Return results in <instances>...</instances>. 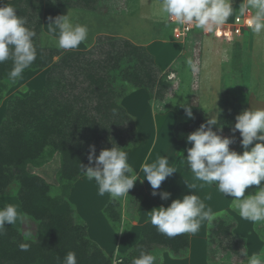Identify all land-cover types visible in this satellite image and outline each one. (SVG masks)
I'll return each mask as SVG.
<instances>
[{"label":"trees","instance_id":"trees-1","mask_svg":"<svg viewBox=\"0 0 264 264\" xmlns=\"http://www.w3.org/2000/svg\"><path fill=\"white\" fill-rule=\"evenodd\" d=\"M75 1L56 0L53 4L52 0H0V6L11 3L17 9V14L27 19L26 26L35 33L33 43L37 58L27 70L46 69L42 88L31 90L27 95L15 93L8 98L0 124V193L6 192L17 181V197L22 212L38 223L35 239L27 238L19 228L5 225L0 234V264H63V258L69 251L76 253L78 264H112L113 255L107 254L89 239L85 223L74 220V207L68 197L74 183L83 176L80 164L94 166L89 164V146L95 145L98 156L102 149H111L113 143L124 149L138 144L133 115L122 105L121 99L132 89L146 88L151 95L157 96L158 101L163 102L170 91L171 82L167 79L170 70L156 78L153 70H163L156 64L154 56L144 45L129 38L121 42V46H126L127 50L122 52L119 49L118 55L113 54L111 59L108 58L112 64L109 69L105 63L98 70L91 65L93 60L85 59L86 51L62 50L56 45L48 46L41 42L45 34L44 3L61 8L70 7ZM92 1L96 0H84L86 4ZM193 32L191 59L198 71L192 73L190 69L191 83L186 89L188 102L198 96L203 58V35L197 28ZM110 44L120 46L113 41ZM56 56H59L57 61L54 59ZM11 66V61L0 64V102L20 81L10 84L7 80ZM75 69L83 72L88 96L73 92L77 88V76L71 78L69 75L74 74ZM87 98L96 101L93 109L87 106ZM222 101L228 103V98L223 97ZM187 106L192 108V117L187 116L184 107L176 111L178 123L174 128L177 135H189L205 124L204 108L198 104ZM234 114L224 109L219 114V124L213 129L224 127L217 133L222 136L237 135L232 132L236 122ZM56 153L61 154L58 188L42 176L28 171L29 164L41 166ZM184 169L189 171L185 162ZM144 192V186L136 184L129 190L128 196L110 198L103 208L109 222L121 224L127 219L124 215L133 220L136 200ZM0 205L3 206L4 202L0 201ZM235 224L234 220L230 223H225L223 219L213 222V227L208 231L209 261L224 258L240 264L245 262L246 257L240 255L245 245L242 237L235 234ZM21 243L29 245L27 251L20 250ZM189 246L190 234L169 238L159 233L149 220L142 224L139 240L126 252H119L115 258L121 261L119 264H131L132 258L138 256L141 250L155 254L156 249L185 256Z\"/></svg>","mask_w":264,"mask_h":264},{"label":"rangeland","instance_id":"rangeland-1","mask_svg":"<svg viewBox=\"0 0 264 264\" xmlns=\"http://www.w3.org/2000/svg\"><path fill=\"white\" fill-rule=\"evenodd\" d=\"M44 4L43 19L45 27L43 28L45 34L42 35L41 42L48 46L56 45L55 37L58 35V29L54 31L55 25L49 23L53 22L55 17L67 15L70 11L73 23L83 24L88 27V39L79 46V49L84 48L83 51H86L84 53L85 59L87 58L88 60L94 61L91 65L95 70L103 67L105 63L107 64L106 67L109 69L112 65L109 61L112 55H118L119 49H121V51L127 50L126 46H121V42L125 38L134 39L140 43L148 42V40L152 38H159L161 35L164 38H168L170 35V38H175L174 25L160 12V0H96L95 2H89V4H86L84 0H76L70 4V7L66 6L61 8L48 4L47 2ZM49 17H52L53 21H50ZM161 20L162 22L159 23ZM231 20L232 19L229 18L227 22ZM211 35L212 34L209 33L208 37L204 39L205 43L202 58L204 62L200 77V90L197 98L194 97L193 101L190 100L191 102H188L186 98V89L189 86L191 78L190 76H185L187 71L183 67L181 71L176 74V77L174 76V78H172V74L168 75L167 79L171 82L170 91L163 102L158 101L157 96L155 94L151 95L150 90L146 88H140L142 91L138 89L132 90L125 96L126 98L123 97L121 99L120 102L122 105L133 115L137 129L138 144L123 149L128 153L129 164L137 170V172L139 171L140 165L143 163L146 151L153 145H155V152L150 160L151 163L161 156H168L170 166L175 169L179 168L180 164L183 163V155L187 152L183 147L187 145L185 137H187L188 134L182 133L177 135L174 127L178 123L176 111L178 109H183L184 105L198 104L200 107L203 106L205 110L203 121L205 123L211 117L218 120L219 114L223 112L224 109H226L229 114L235 113L234 115L236 116L244 109L264 107V95L261 94L264 92V33L253 34L251 31H247L246 35L238 36L232 42L225 38L215 40ZM187 39L192 52L193 39L191 40L189 37H187ZM112 41L114 44H120V46L110 44ZM206 42L208 43L207 48ZM54 59L55 61L59 60V56H56ZM185 65L187 66V64ZM153 72L156 78L164 76L165 73V71L161 72L159 69H155ZM45 73L46 69L37 72L33 70L24 71L20 79V84L12 87L11 91L15 89L16 93L27 95L31 90L42 88L44 86ZM75 75L77 76V88L73 92L88 96L85 89L86 83L84 82L85 77L83 72L75 69L74 74L71 73L69 76L73 78ZM63 95L66 96L67 94L63 91ZM223 97L228 98V103L222 101ZM92 99L87 98L86 102L88 104L87 106L91 109H93L96 103V101ZM153 101L157 102L155 110L152 106ZM4 105L2 106V112L5 110ZM162 105H164L165 108H163ZM245 105L247 108H245ZM130 125H132V122ZM223 128L218 127L213 130L222 131ZM235 133H237V135L225 134L224 137H234V143L230 145V149L242 154L243 148L240 143L242 137L239 131ZM180 142L183 144V147L178 146ZM60 167L61 154L56 153L50 161L41 166L37 167L33 164H29L28 171L42 176L47 182L58 188L60 184L58 181V171ZM173 174L174 175L166 178V180L162 182L160 189L157 190L158 192L166 191L171 193V199L167 201L162 200L159 195L153 196V189L150 184L146 180L141 182L143 175L141 179L138 177L134 185L142 184L145 190L146 187L149 186L148 192L146 193L145 191L141 193L136 200V213L134 219L131 220L129 216L124 215V218L127 219H124L121 224L110 223L103 212V208L109 201V198H111L110 195L106 193L104 196H100L98 194L97 184L87 181L85 185H80L79 188L82 186V190H84L83 195L87 199L86 203L89 208L87 210L91 212V217H89L90 221L86 216L80 213V208H83L82 204L78 201L73 202L70 194L68 199L74 207V220L76 222L80 221L81 223H85L88 227L89 239L98 244L95 236L98 237L99 234H104L101 233L102 231L99 229L101 223L95 228L96 223L93 220L94 218L98 219L97 215H100V219L102 220L103 218V220L107 222L106 224L104 221V225H106L107 228L110 227L112 235L110 239L117 248V251H113L112 254L108 252L109 255H113L117 252L124 253L140 238V226L144 222H147V219H150V211H152L153 208L160 207L161 205L167 207L172 200L180 198L185 194H190L185 180L192 183H196V181L182 178L184 183L179 185L178 176H176L175 173ZM196 184L198 185L196 194L205 201L207 207H210L213 212H218L222 209L228 210V213L233 218L232 220L236 223L234 226L235 234L242 237L243 244L247 246L246 250L249 251L250 255L255 249L254 243L253 246L250 243L249 245L246 243L248 239H253L254 242H258L257 248L259 251L264 250V236L261 235V233L264 232V227H260L250 221L242 219L237 212L233 211L230 207L233 197H226L222 193L219 195V192L214 190L215 188L218 189L214 185H209L202 181H198ZM262 186H264V182H262L260 186H250L246 189L245 196L250 193L254 194L257 188ZM18 188L19 183L14 181L6 192L0 193V201L16 206L21 218H18L13 225L21 228L23 226L27 236L36 238L38 223L33 217L27 216L22 212L17 197ZM207 197H211V199H207ZM102 205L104 206L103 208ZM99 206H101V208H99ZM0 207L2 206L0 205ZM237 226H239V229L236 230ZM93 228L94 232L92 231ZM208 231L207 222H204L200 231L192 236L193 260L191 264H228L229 260L224 258H220L214 262L209 261L207 256ZM105 251L107 253V250ZM154 252L157 256L161 253L163 254L164 264H188L186 261L182 260L186 256L173 255L170 250L156 249ZM231 264L240 263L235 261L231 262Z\"/></svg>","mask_w":264,"mask_h":264},{"label":"clouds","instance_id":"clouds-1","mask_svg":"<svg viewBox=\"0 0 264 264\" xmlns=\"http://www.w3.org/2000/svg\"><path fill=\"white\" fill-rule=\"evenodd\" d=\"M52 3L55 4L56 0H52ZM160 4V12L168 20L175 21L178 25H194L203 32L218 30L236 13L233 0H160ZM238 11L240 15L236 16L237 21L240 16L252 13L247 23L253 34L264 32V0H242ZM49 20L53 21V18L49 17ZM49 24L55 25L54 31L58 29L55 43L59 49H78L88 39V27L73 23L70 11L67 15L55 17ZM26 25L27 19L18 15L11 3L0 6V64L11 61L12 66L7 73L10 84L20 80L24 71L37 58L33 43L35 33ZM186 63L192 73L198 71L191 58ZM261 94L264 95V92ZM152 106L155 110L157 102L153 101ZM183 107L187 116L192 117V108L187 105ZM235 121L232 132L239 131L242 137V154L230 149L234 137H224L213 130V126H217L219 122L211 117L186 137L191 147L186 149L184 162L197 181L214 185L224 196L233 197L230 207L242 219L264 227V186L258 187L254 194L245 196L247 188L260 186L264 182V107L244 109L236 115ZM89 147V164L94 166L80 164L82 175L89 181H95L100 196L106 193L112 199L128 196L138 179L137 170L128 162V153L115 143L111 149H102L98 156L95 145ZM140 172L143 175L142 179L139 177L141 182L146 180L150 184L153 196L159 195L165 201L171 199V193L157 191L166 178L177 172L170 166L168 156L158 157L153 163H148L146 158L140 166ZM185 183L190 194L172 200L167 207L161 205L150 211V222L159 233L169 238L185 233L195 235L204 222H207L208 228H212L213 222L219 219L225 220V223L232 221L228 210L213 212L207 207L204 200L196 194V183L187 180ZM18 218L21 217L13 204L7 203L0 207V234L6 224L13 225ZM261 235L264 236V232ZM19 248L27 251L29 245L21 243ZM246 249L247 246L240 253L246 257L245 264H264V250L248 255ZM117 255L118 252L113 254L112 264L119 261L115 258ZM63 264H78L76 253L67 252ZM131 264H164V258L162 253L157 256L150 251L141 250L138 256L132 258Z\"/></svg>","mask_w":264,"mask_h":264},{"label":"crops","instance_id":"crops-1","mask_svg":"<svg viewBox=\"0 0 264 264\" xmlns=\"http://www.w3.org/2000/svg\"><path fill=\"white\" fill-rule=\"evenodd\" d=\"M242 3V0H233V6H234V8H236V13H235V15L234 16H232V17H230L232 20L230 21V22H226V24H230V23H232L233 21H234V19H235V17L236 16H238V15H240L239 14V11H238V8H239V6H240V4ZM45 8V7H44ZM153 17V16H152ZM168 21H171L170 23H172L173 25H174V31H175V22L174 21H172V20H168ZM160 22H162V20L161 21H159V23ZM225 24V25H226ZM43 27H45V23H44V19H43ZM173 29V28H172ZM198 30V32L199 33H201L202 35H203V50H204V39L206 38V37H208V34H204L201 30H199V29H197ZM247 31H250V29H247L246 31H244V33L242 34V35H240V36H243V35H246V32ZM175 33V32H174ZM262 33H264V32H262ZM261 33V34H262ZM171 37V35L170 36H168V38H164L162 35L159 37V38H152L151 40H148V42H145V43H140V42H137V41H135L134 39H131L132 41H134L135 43H137V44H139V45H144L148 50H149V52L154 56V59H155V62H156V64L159 66V68L161 69V70H163V71H165V72H167V71H169L170 70V74H172V78H174V76L176 77V74L177 73H179L180 71H181V69H182V67L183 68H185L186 69V77H188V76H191V73H190V67L187 65H185V64H187L186 63V61L189 59V58H191V47H190V44L188 43V39L186 38V40L185 41H182V40H180V39H178V38H176V36H175V38H170ZM210 37V36H209ZM211 37L212 38H215V40H219L220 38H216L215 36H213V35H211ZM236 37H238V36H236ZM235 37V38H236ZM190 38V37H189ZM234 38V39H235ZM193 38H191V40H192ZM209 40H210V38H209ZM234 41V40H233ZM190 42V41H189ZM208 42V41H207ZM206 42V48H207V43ZM232 42V41H231ZM79 49V48H78ZM84 49V48H83ZM83 49H79V50H83ZM203 62H204V60L202 61V65H203ZM37 71H39V70H37ZM37 71H35V72H37ZM201 72H202V70H201ZM169 74V75H170ZM20 84V81H19V83L16 85V86H18ZM200 84H201V79H200ZM139 91H142V90H140V89H138ZM16 92H15V89H14V91H11V89L9 90V92H8V94H7V97L2 101V102H0V112H1V116H0V124H1V122H2V120H3V117H4V115H5V110H6V106H7V101H8V98L11 96V95H13V94H15ZM126 98V97H125ZM125 100V99H124ZM5 104V105H4ZM5 106L4 107V112H2V106ZM176 117H177V114H176ZM137 119V118H136ZM186 138V137H185ZM184 141V140H183ZM183 141H181V142H183ZM180 142V143H181ZM178 144V146H181V147H183V144L181 143V144ZM188 147H191V145L190 144H188L187 143V145H184V147L183 148H185V150L188 148ZM154 152H155V145H153V146H151L150 147V149H148L147 151H146V153H145V155H144V158H143V163L145 162V159L147 158V162L148 163H151L150 162V160H151V158H152V156H153V154H154ZM187 156V152L183 155V163L182 164H180V166H179V168H177L176 170H177V172L175 173V175L176 176H178V184L179 185H181V184H183L184 182V180H182V178H186V179H190V180H192V181H196V183L198 182L196 179H195V176H194V174L193 173H191V172H189V171H186L185 169H184V157H186ZM142 163V164H143ZM181 163V162H180ZM141 164V165H142ZM140 165V166H141ZM137 174H138V177H140V176H142V174L140 173V168H139V171L137 172ZM172 175H174V174H172ZM94 182L95 183V181H89L86 177H84V176H81L75 183H74V185H73V187H72V191H71V200H73V202H76V201H78L79 203H81L82 204V207L83 208H80L81 209V211H80V213L83 215V216H86L87 218H88V220L90 221V219H89V217H91V212H90V210H87V209H89L88 207H87V203H86V201H87V199H86V197H84V195H83V192H84V190H82V186L83 185H85V182ZM80 185H82L81 186V188H79L80 187ZM88 185V184H87ZM144 185H145V183H144ZM145 187H146V185H145ZM148 188H149V186H147L146 187V193L148 192ZM184 188V187H183ZM216 192H219V190L218 189H214ZM221 193L219 192V195H220ZM210 196V195H209ZM74 197H75V199H74ZM77 199V200H76ZM110 199V198H109ZM3 202V201H2ZM83 202V203H82ZM205 202V201H204ZM4 204H7V203H5L4 202ZM103 205H104V203H103ZM102 205V208L104 207ZM2 206V205H1ZM20 208H21V205H20ZM99 208H101V206H99ZM22 210V209H21ZM87 214H89V215H87ZM100 215H97V217H98V219L96 218H94V222L96 223V225H95V228L96 227H98V225L101 223V225L99 226V229L102 231L101 233H103L104 235H101V234H99L98 235V237L97 236H95V239L97 240V242H98V244H100L99 246L100 247H102L104 250H107V254H112V252L113 251H117V248L115 247V245H114V243H113V241H111V239H110V237L112 236L111 235V229H110V227H106V225H104L105 223L107 224V222L105 221V220H103V218H102V220L100 219V217H99ZM150 220V219H149ZM148 219H147V221H149ZM104 221H105V223H104ZM103 223V224H102ZM145 223V222H144ZM9 226H13V227H16V228H19V229H21V231L23 232V234L27 237V238H29V239H35V238H30L29 236H27L26 235V231H25V229L23 228V226H22V228L21 227H18V226H15V225H10V224H8ZM137 226H139V225H137ZM142 226V225H141ZM141 226H140V230H141ZM239 226H237V228H236V230L237 229H239L238 228ZM96 230V229H95ZM93 232H94V228H93V230H92ZM237 232V231H236ZM103 236H106V237H103ZM108 236H109V238H108ZM192 234H190V246H189V249H188V252H187V254L185 255L186 257L185 258H183L182 260H184V261H186L188 264H191V262H192V260H193V252H192ZM139 240V239H138ZM246 243H248V245H249V243L253 246V243H254V251H253V253H255V252H259V250H258V242H254V240L253 239H248V241L246 242ZM114 247V248H113ZM109 252V253H108ZM247 253H248V255H250L249 254V251H247ZM243 264H245V262L243 263Z\"/></svg>","mask_w":264,"mask_h":264},{"label":"built area","instance_id":"built-area-1","mask_svg":"<svg viewBox=\"0 0 264 264\" xmlns=\"http://www.w3.org/2000/svg\"><path fill=\"white\" fill-rule=\"evenodd\" d=\"M251 15L252 13L249 12L246 15L240 16L239 21H237L235 17L232 23L223 25L218 30H214L213 32H202L204 34L210 33L216 38H225L229 41H233L236 36H240L245 30L250 29L247 21ZM194 29V25H178L175 23V36L176 38L185 41L187 37L193 38Z\"/></svg>","mask_w":264,"mask_h":264},{"label":"water","instance_id":"water-1","mask_svg":"<svg viewBox=\"0 0 264 264\" xmlns=\"http://www.w3.org/2000/svg\"><path fill=\"white\" fill-rule=\"evenodd\" d=\"M117 264H119V262Z\"/></svg>","mask_w":264,"mask_h":264}]
</instances>
